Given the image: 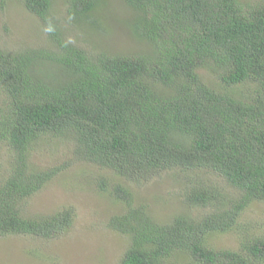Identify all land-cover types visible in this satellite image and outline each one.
Masks as SVG:
<instances>
[{"label": "trees", "instance_id": "1", "mask_svg": "<svg viewBox=\"0 0 264 264\" xmlns=\"http://www.w3.org/2000/svg\"><path fill=\"white\" fill-rule=\"evenodd\" d=\"M107 1H73L96 44ZM109 1L130 12L122 30L137 52L94 54L69 41L49 21L52 0H21L47 23L48 45H0V147L9 151L0 165V235L70 230V209L24 213L58 173L35 165L33 151L57 139L108 172L98 188L122 206L109 228L127 245L115 264H192L190 256L264 264V234L239 225L244 210L264 203V0ZM196 169L215 172L231 192ZM166 171L181 174L196 214L161 221L137 202L127 182ZM234 228L243 234L238 249L207 245L209 234Z\"/></svg>", "mask_w": 264, "mask_h": 264}, {"label": "rangeland", "instance_id": "2", "mask_svg": "<svg viewBox=\"0 0 264 264\" xmlns=\"http://www.w3.org/2000/svg\"><path fill=\"white\" fill-rule=\"evenodd\" d=\"M73 1L52 0L49 19L69 41L94 54L100 51L125 55L137 52L134 49L139 43L129 39L122 30L131 20H127L131 15L128 10L124 11L125 7L113 6L107 1L104 10L108 11L98 26L101 41L96 44L91 40L92 23L83 26V20L73 11ZM47 26L27 11L21 0H0L1 46L9 50L46 46L51 42ZM202 72L210 77L206 70ZM8 160L9 151L1 146L0 165L6 167ZM32 161L40 168L56 167L58 173L29 200L24 213L50 215L67 208L73 212L74 221L67 233L57 237L46 238L31 233L0 235V264H115L127 245L125 238L109 228L110 218L118 214L122 206L98 188V181L108 172L77 160L69 145L57 139L48 143L42 141L33 151ZM193 173L219 182L227 192L232 190L211 170L196 169ZM180 177L181 174L175 171L158 172L142 185L127 184L134 191L137 202L147 204L153 217L169 221L179 213H197V208L188 206L184 200L185 185ZM239 225L247 231L256 229L264 234V203H256L244 210ZM207 237V245L212 248L236 250L243 234L234 228ZM190 258L192 264H199L195 258Z\"/></svg>", "mask_w": 264, "mask_h": 264}]
</instances>
